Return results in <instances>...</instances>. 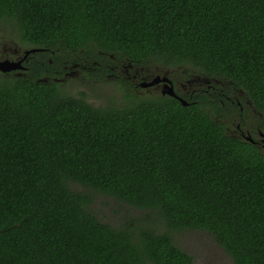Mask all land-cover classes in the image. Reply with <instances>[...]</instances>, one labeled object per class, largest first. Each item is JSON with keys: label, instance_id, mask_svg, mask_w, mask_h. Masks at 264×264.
Returning a JSON list of instances; mask_svg holds the SVG:
<instances>
[{"label": "trees", "instance_id": "obj_1", "mask_svg": "<svg viewBox=\"0 0 264 264\" xmlns=\"http://www.w3.org/2000/svg\"><path fill=\"white\" fill-rule=\"evenodd\" d=\"M0 23L39 48L28 75L0 76V264H192L171 236L186 228L264 264V152L225 130L241 115L264 130V0H0ZM76 62L93 78L175 68L216 92L94 106L53 79ZM70 183L154 210L165 230L101 222Z\"/></svg>", "mask_w": 264, "mask_h": 264}, {"label": "rangeland", "instance_id": "obj_2", "mask_svg": "<svg viewBox=\"0 0 264 264\" xmlns=\"http://www.w3.org/2000/svg\"><path fill=\"white\" fill-rule=\"evenodd\" d=\"M2 34L4 38H2ZM11 35L15 38L11 25L0 23V39L7 41V44H9ZM22 47L24 46L22 45ZM120 64L119 68L114 71L120 73L123 69V77L121 75L119 77L115 75L107 77L108 72L101 78H93L89 76L85 67H81L76 74L69 73L67 76H63L64 80H61V86L63 90L74 96H82L83 93L84 98L94 106H120L125 104L127 92L141 97L157 95L154 93L158 92H151L149 88L139 87V89H134L130 85L133 83L126 78V75H132L134 72L148 74L154 67L133 65L130 62H122ZM89 65L97 67L92 63H86V66ZM99 66L102 67L101 64ZM105 66L109 65L105 63ZM188 74L189 76L187 75L182 83L185 88L183 85H178L180 90L186 91L191 86L206 84L204 79L196 78L197 73L188 72ZM261 151L264 152V149ZM70 187L77 191L90 192L92 200L88 208L101 222L115 227L130 225L139 228H149L157 232L165 230L162 219L154 210L131 206L113 196L91 190L78 183H70ZM171 236L179 248L191 255L192 264H235L231 256L215 240L214 236L205 230L190 228L172 230Z\"/></svg>", "mask_w": 264, "mask_h": 264}, {"label": "flooded vegetation", "instance_id": "obj_3", "mask_svg": "<svg viewBox=\"0 0 264 264\" xmlns=\"http://www.w3.org/2000/svg\"><path fill=\"white\" fill-rule=\"evenodd\" d=\"M2 38H4V35H1ZM12 36V35H11ZM9 37L10 41L8 42L9 44H7V41H2L0 39V61L2 60H19L22 58L21 60V65L23 66L22 68H16V69H11L10 71H1L0 70V76H26L29 73L30 70V60L31 59V55L30 53L27 54L24 58V51L27 49V47H22V44L20 42H18L14 36ZM17 44H16V43ZM18 45V46H17ZM31 48V47H28ZM38 58V57H35ZM81 67H85V69H87L86 67V63L83 62H79V63H73L70 64L69 66H64V73L63 75H61V77H59V70H54L53 72L56 73V76L53 77L54 80H56L57 82H59V84L61 85V80H64L63 76H67L69 73H73L76 74ZM111 70H113V68L111 66H108ZM67 68V69H66ZM75 69V70H72ZM110 75H115L116 77H119V75H123V69L121 70L120 73H118V71H112L109 72L107 77H109ZM157 75H159L160 78H162L163 76H167L168 80H169V84L172 85L174 92L176 93V95L182 97L183 99L186 97V99H190L193 97L194 94H198L200 91H213V93H215V90H210L211 89V84L210 79H207L206 77H198L196 74V78L198 79H204V82L206 84L204 85H194L191 86L188 90L186 89V91L180 90L178 85L182 86L184 79L186 78V76L189 74L187 72H185L184 70L182 71H178L175 68H155L153 70H151L150 72H148V74H145L144 72H134L132 75H126L127 80H129L131 83L130 84L132 87H134V89H139V87L141 88H149L151 92H158V93H154V94H162V85H163V81L158 80V82L154 83V84H143V83H147L149 81H151L154 77H156ZM44 77L47 78V75H44ZM123 77V76H122ZM126 80V81H127ZM184 87V85H183ZM185 88V87H184ZM240 94L242 92H239ZM153 94V93H151ZM209 94V93H208ZM238 101V100H237ZM239 103V101H238ZM244 107H246L247 110H250L252 112V114H256L254 108L251 106L249 100H244V105L240 106V110H243ZM246 112V111H245ZM226 114V113H225ZM229 117H232L234 119H236L233 113L228 114ZM241 118H243V122L240 121H230V124H225V130L226 132H228L230 135L232 134L235 137H243L245 138L246 136H250L253 139V144H255L257 146L258 149L263 150L264 149V143L261 140V132H264V130H262L261 128H259L258 126L255 127V133L252 134L250 132V125H246V123L244 122V115L240 116ZM246 118V115H245ZM227 118L223 119L224 122H226ZM252 126L254 125V123H251Z\"/></svg>", "mask_w": 264, "mask_h": 264}, {"label": "water", "instance_id": "obj_4", "mask_svg": "<svg viewBox=\"0 0 264 264\" xmlns=\"http://www.w3.org/2000/svg\"><path fill=\"white\" fill-rule=\"evenodd\" d=\"M36 50H39V48H37V47L27 48L24 51L23 58L27 54H29L30 52H34ZM21 60H22V58L19 60H2V61H0V70L1 71H10L11 69L22 68L23 66L21 65ZM158 80H161L164 82L162 85V89H161L162 94L167 93L169 95H172V96L178 98L182 104H184V105L187 104V101L185 99L176 95L172 85L169 84L170 82H169L167 76H163L162 78H160L159 75H157L151 81H149L147 83H143V84H148V85L154 84V83L158 82ZM260 135H261V140L264 143V132H261ZM245 138L253 143V139L250 136H246Z\"/></svg>", "mask_w": 264, "mask_h": 264}]
</instances>
